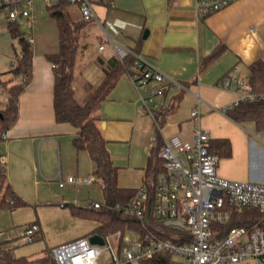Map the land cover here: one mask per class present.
Segmentation results:
<instances>
[{
	"label": "crops",
	"instance_id": "1",
	"mask_svg": "<svg viewBox=\"0 0 264 264\" xmlns=\"http://www.w3.org/2000/svg\"><path fill=\"white\" fill-rule=\"evenodd\" d=\"M94 7L98 19L88 21L80 32L74 79L80 100L119 59L108 35L134 48L147 64L175 81L168 84L152 80L137 90L126 70L102 102L98 110L100 126L111 159L119 168V185L132 189L144 185L152 150L171 135L193 141L191 110L197 104L202 113L200 125L208 131L210 143L217 139L230 142L229 155L216 153L218 174L231 180L264 182V129H258L253 121H235L226 112L239 97V80L245 78L250 84V64L264 60V0H236L203 16L197 11L196 0H101ZM72 8L82 16L76 6ZM36 12L40 14V7L33 2L32 18L22 17L28 31L23 26L21 32L33 37V45L42 25ZM7 33L8 21L0 20V40ZM220 46L225 47L224 52L204 66L203 59ZM58 47L59 32L58 42L49 48L43 44L34 47L33 79L20 96L19 118L2 143L7 178L23 197L27 184L37 187L40 173L54 175L57 170V165L51 166L46 158V146H51L56 161L59 157L61 168L52 177L58 185L70 174L88 176L94 172L89 152L73 145L77 129L55 118L54 66L46 54ZM20 54L0 53V73H6L1 75L2 80L12 78L7 71L16 65ZM225 75L232 78L227 88L222 86ZM19 79L15 77L14 81ZM144 98L149 105L167 107L160 128L148 114ZM7 103V91L0 84V107ZM87 186L67 183L65 187L59 185L54 194L61 198L57 200L60 204L85 205L90 199ZM42 197L47 195L39 199ZM38 225L43 230L40 221ZM7 240L13 238L8 235Z\"/></svg>",
	"mask_w": 264,
	"mask_h": 264
},
{
	"label": "built area",
	"instance_id": "2",
	"mask_svg": "<svg viewBox=\"0 0 264 264\" xmlns=\"http://www.w3.org/2000/svg\"><path fill=\"white\" fill-rule=\"evenodd\" d=\"M71 1L79 3L85 20L98 19L94 5L101 0ZM234 1L196 0V8L203 16L224 9ZM33 2L0 0V9H8L6 21L20 16L32 18ZM26 37L34 42L33 37ZM108 41L119 59L128 55L134 57L129 72L137 90L152 80L175 83L147 64L134 48L122 44L112 35H108ZM231 80V76L225 75L222 86L229 87ZM257 98L259 95L252 86L241 78L239 97L228 108ZM144 101L148 114L160 128V118L156 116L158 107L146 103L145 98ZM201 115L197 104L191 110L195 123L193 141H185L174 134L160 147L159 155L165 167L157 174L152 189L144 184L127 203L111 205L113 213L136 221L141 227L93 233L103 237V244L92 243L91 234L55 245L49 253L56 264H100L104 249L111 253L108 264H140L159 252H170L182 258L184 264H264V224L241 222L239 218L245 209L264 212V182L231 180L218 174V155L211 151L209 133L200 125ZM101 182L93 172L88 176L70 174L61 178L59 185H101ZM90 202L96 209L104 205L97 199ZM61 206H65V202ZM39 229L38 223H31L25 228L24 235L32 239ZM112 239L117 243L116 248Z\"/></svg>",
	"mask_w": 264,
	"mask_h": 264
},
{
	"label": "trees",
	"instance_id": "3",
	"mask_svg": "<svg viewBox=\"0 0 264 264\" xmlns=\"http://www.w3.org/2000/svg\"><path fill=\"white\" fill-rule=\"evenodd\" d=\"M21 1V0H19ZM76 6L79 11V3L71 0H56L47 5L49 13L55 18L59 30V47L54 52H49L46 57L53 63L54 82V110L57 122H65L73 125L77 131L73 137V145L77 150H87L94 162V173L101 178V190L104 197V205L100 209L90 206L65 203L71 206L72 213L82 218L97 221L92 230L93 233L105 234L127 227H141L136 221L126 219L122 215L115 214L110 207L113 204H125L132 197L136 189L121 187L119 185V168L110 156L107 139L103 135L100 122L102 120L98 110L102 102L108 97L111 90L117 84L121 74L129 70L134 61L132 55L124 59H116L105 69V74L99 84L90 90L84 100L76 96L74 88L75 66L80 45V32L87 24L83 16H78L73 10ZM11 35L18 38L21 44V54L16 65L7 71L12 78L2 80L0 84L6 89L8 103L0 109V211L3 209L15 210L28 205V201L20 195L7 178V161L2 149L6 133L15 125L19 118L20 96L33 79L34 45L21 32L18 20L8 21ZM225 50L224 46L215 49L203 59V65H207L219 57ZM20 78L14 81V78ZM250 84L254 92L259 95L255 100H245L237 105L227 108V114L238 122L253 121L258 129H264V60H257L250 64ZM167 107L162 106L156 110V116L163 125ZM162 145L159 143L152 150L146 169L145 184L152 189L157 174L164 170V160L159 155ZM211 151L220 156L230 154V142L227 139L211 141ZM241 222L264 224V212L257 209H245L240 214ZM33 221L31 223H38ZM235 222V221H232ZM232 222L230 224H232ZM30 223V224H31ZM226 225L225 228H228ZM224 228V226L222 227ZM40 228L35 237H40ZM166 235H170L166 233ZM50 251V250H49ZM49 251L42 256L14 255L11 248L5 247L0 241V264H56ZM140 264H184L182 258L170 252H159L150 258H146Z\"/></svg>",
	"mask_w": 264,
	"mask_h": 264
},
{
	"label": "rangeland",
	"instance_id": "4",
	"mask_svg": "<svg viewBox=\"0 0 264 264\" xmlns=\"http://www.w3.org/2000/svg\"><path fill=\"white\" fill-rule=\"evenodd\" d=\"M50 0H34L35 6L40 7V14L36 12L37 21L42 24L39 32L36 34V43L50 47L53 43L58 42V26L54 17L49 13L47 5ZM8 9H0V20L6 23ZM25 20L20 17V29L24 28L28 31ZM30 30V29H29ZM40 43H39V42ZM39 43V44H38ZM21 53V44L18 38H13L10 33L6 37H1L0 53ZM5 106V105H4ZM3 105L0 109L5 108ZM46 158L51 166L57 165L55 174L59 171L60 161L54 157L51 146L45 147ZM54 174V175H55ZM54 175L42 174L39 176V183L26 185V196L28 205L17 208L15 210L3 209L0 211V241L5 247L11 248L14 255L42 256L46 254L53 246L76 239L80 236H90L92 230L97 225V221L82 218L72 213L69 204L61 206L58 202L61 198L55 196V192L59 189L58 181L53 180ZM86 194L90 196L89 201L84 202V206L94 208L90 202L91 199L103 200V193L99 183H93L87 186ZM39 189V190H38ZM46 194L47 197L40 198V195ZM58 200V201H57ZM68 201V200H67ZM72 201V200H71ZM39 220L42 223V233L37 239H29L24 235L25 228L33 221ZM10 235L13 240H7ZM113 246L116 248L117 243L112 239ZM181 259L180 257H177ZM111 259L109 249H104L100 258V264H108Z\"/></svg>",
	"mask_w": 264,
	"mask_h": 264
},
{
	"label": "water",
	"instance_id": "5",
	"mask_svg": "<svg viewBox=\"0 0 264 264\" xmlns=\"http://www.w3.org/2000/svg\"><path fill=\"white\" fill-rule=\"evenodd\" d=\"M105 126V123H103V127ZM90 241L92 243H99V244H103L104 243V239L101 235L99 234H93L90 237Z\"/></svg>",
	"mask_w": 264,
	"mask_h": 264
}]
</instances>
